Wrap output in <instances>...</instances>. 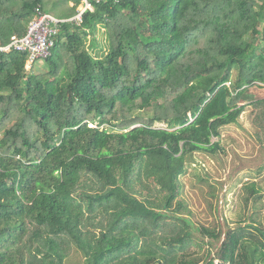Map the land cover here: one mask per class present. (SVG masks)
Masks as SVG:
<instances>
[{
  "label": "trees",
  "instance_id": "1",
  "mask_svg": "<svg viewBox=\"0 0 264 264\" xmlns=\"http://www.w3.org/2000/svg\"><path fill=\"white\" fill-rule=\"evenodd\" d=\"M80 2L0 0L1 44ZM25 59L0 53V264H264L261 207L223 234L194 221L181 180L264 83V0L106 1L62 25L46 73ZM250 105L264 134V99Z\"/></svg>",
  "mask_w": 264,
  "mask_h": 264
},
{
  "label": "rangeland",
  "instance_id": "2",
  "mask_svg": "<svg viewBox=\"0 0 264 264\" xmlns=\"http://www.w3.org/2000/svg\"><path fill=\"white\" fill-rule=\"evenodd\" d=\"M69 6L74 5L70 3ZM46 11L57 18L72 15L67 6L63 7V10L47 6ZM104 39L102 36V43ZM46 72L44 61L33 66L32 73L36 75ZM244 88L247 91L244 92L239 105L245 108L238 123L221 129L219 141L222 152L214 156L194 154L187 166V173L181 178L184 186L183 201L194 221L223 234L227 226L231 228L245 223L246 218L255 212L254 207H261L258 220L264 224V143L258 137V134L261 137L264 134L259 133L254 126L253 122L259 117V112L250 105L253 101L264 99V83L253 82L242 90ZM0 130H3L1 126ZM252 184H256L262 199L256 205L251 201L248 211L245 208L244 190ZM211 193H215V197H212ZM209 250L213 256L216 250ZM209 250L205 247L201 255L205 256ZM70 261L73 264L83 262L81 255L76 251L72 253Z\"/></svg>",
  "mask_w": 264,
  "mask_h": 264
},
{
  "label": "built area",
  "instance_id": "3",
  "mask_svg": "<svg viewBox=\"0 0 264 264\" xmlns=\"http://www.w3.org/2000/svg\"><path fill=\"white\" fill-rule=\"evenodd\" d=\"M106 1L119 3L123 0H81L75 15L69 19L57 18L37 8L27 25L25 34L11 36L6 45L0 42V53L16 51L25 54V70L30 71L35 63L51 57L55 38L60 33L63 24L73 23L78 27L81 26L84 14L91 11L94 5Z\"/></svg>",
  "mask_w": 264,
  "mask_h": 264
}]
</instances>
